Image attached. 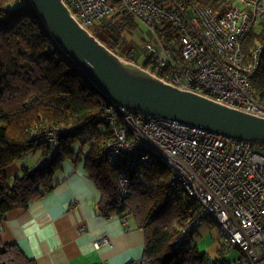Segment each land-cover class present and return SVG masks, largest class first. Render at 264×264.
I'll list each match as a JSON object with an SVG mask.
<instances>
[{
    "label": "built area",
    "instance_id": "2783aa9c",
    "mask_svg": "<svg viewBox=\"0 0 264 264\" xmlns=\"http://www.w3.org/2000/svg\"><path fill=\"white\" fill-rule=\"evenodd\" d=\"M63 1L88 29L113 9L109 0ZM118 3L152 34L154 43L145 42L149 54L145 69L181 89L264 116V105L250 78L259 65L263 46L256 44L247 52L243 50L252 24L264 13V0H233L232 7L221 16L196 5L187 7L183 1L177 3L176 10L154 0ZM163 20L177 32L169 41H162L154 30V24ZM51 43V49L60 51ZM103 108L99 118L107 122L112 136L97 151V159L112 168L130 170L159 160L169 172V185L196 202V213L172 241L174 248L183 249L200 225L213 220L224 244L239 249L245 264H264V145L257 150L252 141L139 113L105 98ZM71 129L44 123L31 128L30 142L48 146V154L38 168L49 163L58 151L60 138ZM116 183L120 196L125 197L130 180L123 171L118 173ZM122 221L128 226L127 218ZM105 242L101 238L95 245Z\"/></svg>",
    "mask_w": 264,
    "mask_h": 264
},
{
    "label": "trees",
    "instance_id": "16d2710c",
    "mask_svg": "<svg viewBox=\"0 0 264 264\" xmlns=\"http://www.w3.org/2000/svg\"><path fill=\"white\" fill-rule=\"evenodd\" d=\"M27 1L0 0V226L7 211L27 207L51 191L52 176L62 161L82 159L88 177L101 194L97 204L100 214L128 220L132 216L136 228L143 232V254L128 264H217L197 249L196 233L189 236L183 249L172 246L179 230L196 213L197 204L169 185V172L159 160L152 159L142 169L130 170L112 168L97 159V151L112 136L107 122L99 118L104 113V98L60 51L51 49V39ZM154 1L175 10L177 3L183 1L187 7L196 5L220 16L233 5V0ZM109 2L119 18L108 19L111 11L90 25L89 30L94 27L91 33L125 60L136 63L141 58L137 64L146 68L149 54L145 43L136 50L125 35L136 29L137 20L121 8L118 0ZM154 30L162 41H169L177 33L165 20L155 23ZM256 44L263 46V52L250 78L264 105V13L246 35L244 52ZM41 123L72 129L62 135L58 151L49 163L38 168L42 157L48 154V146L30 142L28 135L34 125ZM86 145L88 150L83 149ZM38 150L35 164L22 165V174L16 175L9 185L7 166L27 152ZM120 171L130 180L125 197L120 196L116 183ZM0 264L35 262L16 244L0 240Z\"/></svg>",
    "mask_w": 264,
    "mask_h": 264
},
{
    "label": "crops",
    "instance_id": "0c3cea01",
    "mask_svg": "<svg viewBox=\"0 0 264 264\" xmlns=\"http://www.w3.org/2000/svg\"><path fill=\"white\" fill-rule=\"evenodd\" d=\"M52 182L50 192L5 213L1 242L16 244L35 264H128L141 258L143 232L129 220L127 226L119 217L100 214L101 194L82 159L62 161ZM101 238L106 242L96 246ZM194 242L217 264H245L239 249L224 244L213 220L199 226Z\"/></svg>",
    "mask_w": 264,
    "mask_h": 264
},
{
    "label": "water",
    "instance_id": "95a60500",
    "mask_svg": "<svg viewBox=\"0 0 264 264\" xmlns=\"http://www.w3.org/2000/svg\"><path fill=\"white\" fill-rule=\"evenodd\" d=\"M28 1L61 54L103 98L139 113L264 145V116L181 89L125 60L82 26L63 0Z\"/></svg>",
    "mask_w": 264,
    "mask_h": 264
},
{
    "label": "rangeland",
    "instance_id": "374dc122",
    "mask_svg": "<svg viewBox=\"0 0 264 264\" xmlns=\"http://www.w3.org/2000/svg\"><path fill=\"white\" fill-rule=\"evenodd\" d=\"M116 10V9H115ZM112 11L108 19L116 20L119 18V15H116V11ZM91 32H94V27L90 28ZM129 43L133 46L134 49L138 50L144 46L145 41L147 40H152L151 39V34L148 31V28L145 24L140 23L137 21V27L131 32L125 33ZM153 41V40H152ZM154 43V41H153ZM140 52V50H139ZM136 63L140 64L141 58L139 60H135ZM78 147V145L76 144ZM263 146H259V143L256 144V149L260 150ZM39 155V150L36 152H27L24 154L21 158L15 160L13 163L9 164L6 168V173L8 177V184L11 185L14 177L16 175H21V166L26 165V166H31L34 161L36 160L37 156ZM129 221L133 222L132 216L129 218Z\"/></svg>",
    "mask_w": 264,
    "mask_h": 264
}]
</instances>
